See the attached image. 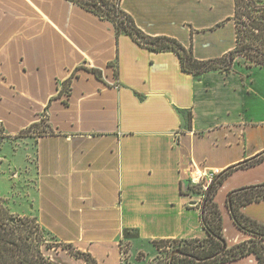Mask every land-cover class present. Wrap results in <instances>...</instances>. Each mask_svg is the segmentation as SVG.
I'll return each mask as SVG.
<instances>
[{
	"label": "crops",
	"instance_id": "obj_1",
	"mask_svg": "<svg viewBox=\"0 0 264 264\" xmlns=\"http://www.w3.org/2000/svg\"><path fill=\"white\" fill-rule=\"evenodd\" d=\"M120 7L144 34L173 38L197 60L234 48L233 0H121ZM178 111L191 113L189 131ZM42 120L48 133L16 139L27 147L18 169L30 165L32 143L27 177L40 227L96 264H122L124 229L138 231L130 245L143 251L158 240L206 237L201 198L180 187L264 154V67L237 58L231 72L196 80L175 54L116 37L111 22L69 0H0L1 134L16 138ZM261 184L264 160L220 186L215 202L228 246L249 238L230 218L228 193ZM242 213L264 225V200ZM51 259L85 264L62 250Z\"/></svg>",
	"mask_w": 264,
	"mask_h": 264
},
{
	"label": "trees",
	"instance_id": "obj_2",
	"mask_svg": "<svg viewBox=\"0 0 264 264\" xmlns=\"http://www.w3.org/2000/svg\"><path fill=\"white\" fill-rule=\"evenodd\" d=\"M81 8L113 24L115 35L129 36L140 47L152 53L170 52L179 60L181 71L198 80L210 72L229 73L233 63L242 58L248 67H264V0H233L232 20L235 28L234 48L221 57L209 60H197L191 49H186L180 42L165 36H148L134 23L133 19L120 7L121 0H69ZM100 78V72L91 70ZM117 74V71H115ZM69 83L63 85L62 93L68 94ZM183 128L191 126V113L178 111ZM46 129L45 120L40 122ZM31 125L16 137H39L34 135ZM1 132V131H0ZM264 160L260 154L233 166L216 175L211 184L203 190L202 184H193L187 180L182 195H195L199 202L200 221L206 233L204 239L158 240L151 243L157 252L156 264H229L248 256H253L255 264H264V225L242 213V208L264 200V184L246 186L228 193L226 206L234 226L249 238L239 244L228 246L223 233V222L216 194L223 182L235 170L254 166ZM138 239L136 229H124L122 241ZM58 249L81 259L85 264H96L90 254L76 250L70 244L57 242L56 238L40 227L37 218L14 214L0 196V264H54L51 253Z\"/></svg>",
	"mask_w": 264,
	"mask_h": 264
},
{
	"label": "rangeland",
	"instance_id": "obj_3",
	"mask_svg": "<svg viewBox=\"0 0 264 264\" xmlns=\"http://www.w3.org/2000/svg\"><path fill=\"white\" fill-rule=\"evenodd\" d=\"M31 131L34 133V135L48 133L46 127L41 123L38 128H33ZM19 138L6 139L0 132V163H4V166L0 165V192L2 191L0 196L6 201L8 208L14 214L22 216L26 215L30 218H33L35 216V211L30 203L33 195V185L30 182L31 179L27 177V168L30 173L33 171L35 159L32 155L33 152L31 143L29 150L27 149L30 165L27 166L26 164H22V166H20L21 168L18 169V166L16 165L18 162L23 163V160L26 159L24 156L26 154L27 148L26 144L24 143H18L16 146L17 141H19L16 139ZM9 161L13 164H9ZM7 189H9L10 192L6 196H3V194H5L4 191ZM122 244L123 249L125 250L122 264L157 263V252L153 249L152 251L135 250L126 240L122 241Z\"/></svg>",
	"mask_w": 264,
	"mask_h": 264
},
{
	"label": "built area",
	"instance_id": "obj_4",
	"mask_svg": "<svg viewBox=\"0 0 264 264\" xmlns=\"http://www.w3.org/2000/svg\"><path fill=\"white\" fill-rule=\"evenodd\" d=\"M218 175V174H214V175H209V176H204V178H194L191 180V182L193 184H199L201 183L202 184V187H203V190H206V188L211 184V182L213 181L214 177ZM201 201V199H200ZM125 250L123 249V244L120 245V256H121V261L124 257V252ZM122 263V262H121Z\"/></svg>",
	"mask_w": 264,
	"mask_h": 264
}]
</instances>
